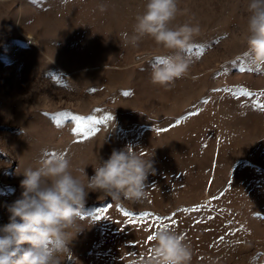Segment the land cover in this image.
I'll return each instance as SVG.
<instances>
[{
  "label": "rangeland",
  "instance_id": "rangeland-1",
  "mask_svg": "<svg viewBox=\"0 0 264 264\" xmlns=\"http://www.w3.org/2000/svg\"><path fill=\"white\" fill-rule=\"evenodd\" d=\"M247 2L179 0L174 24L198 22L201 32L188 73L165 88L134 57L170 50L147 38L121 46L146 0H0V226L22 194V173L43 156L63 152L87 183L76 168L91 177L98 159L130 146L153 164L148 197L90 192L78 221L86 228L63 264L147 259L155 243L147 237L162 225L185 235L192 264H264V111L255 106L264 103V68L245 55ZM74 116L84 133L73 132ZM121 210L153 216L129 223Z\"/></svg>",
  "mask_w": 264,
  "mask_h": 264
},
{
  "label": "clouds",
  "instance_id": "clouds-1",
  "mask_svg": "<svg viewBox=\"0 0 264 264\" xmlns=\"http://www.w3.org/2000/svg\"><path fill=\"white\" fill-rule=\"evenodd\" d=\"M179 0H146L144 11L136 15L132 33H122L123 45L139 48L145 38L157 48L173 54L137 55V62L151 68V81L171 87L183 78L192 63L188 55L201 28L198 22L174 24ZM101 12L104 4L98 5ZM245 55L256 69L264 68V0H248ZM195 17L193 16V20ZM142 71L145 69L142 68ZM94 174L87 183L73 175L70 160L63 152L43 156L36 168H26L20 198L7 206L8 222L0 226V264H63L69 244L86 227L78 221L90 192L114 201L122 198L139 202L148 197L146 180L154 172L151 159L126 146L114 149L108 159L92 165ZM91 191H88V190ZM155 243L147 259L134 264H192L193 250L184 234L161 227L153 233ZM22 245H28L21 249Z\"/></svg>",
  "mask_w": 264,
  "mask_h": 264
},
{
  "label": "snow or ice",
  "instance_id": "snow-or-ice-1",
  "mask_svg": "<svg viewBox=\"0 0 264 264\" xmlns=\"http://www.w3.org/2000/svg\"><path fill=\"white\" fill-rule=\"evenodd\" d=\"M189 51H191V48L189 49ZM240 70H241V71H244L245 69L242 67ZM248 70L251 71L252 69L249 68ZM257 70H258V69H257ZM214 91H220V90L217 89V90H214ZM225 91H228V89H225ZM241 93H242V95H244V96H253V93H251V92H249V91H246V90H243V89L241 90ZM123 95L128 96V95H130V93H129V92H124ZM261 95L264 96V93H261ZM203 103H208V100H207V99L204 100ZM255 106H256L257 108H259L261 111H264V103L257 102V104H256ZM197 114H198V113H190V115H197ZM83 119H84V118H82V117H80V116H74V117H72V120H74V121H75V124H76V127L73 128V132H74V133H84V131H85V125L81 123V121H82ZM110 120H112V116H111V115H108V116H105V117H104V120H103V121H101V120H92V121H90V123H91V124H102V123H104L105 121H110ZM177 123H179V121H177ZM57 126H60L58 122H57ZM93 134H95V129H92V130L88 133V135H93ZM54 154H55V153H53V155H54ZM196 210H197V209H191V211H196ZM121 211H122V213H123V215H124L125 217H129V223H132V222H139V221H144L145 219H147V218L153 216V214H151V213H142V214L139 215V217H138V219H137V218L134 217V214H133V213H130V212H128V211H124V210H121ZM185 211H188V210L185 209ZM106 212H107V209H100L96 215H93V219H94V220H99V219L103 218L104 213H106ZM173 215H175V214H173ZM162 219H168V220H171V217H169V218H161V217H159V216H156V217H155V220L158 221V222L161 221ZM168 226H169V225H162V227H168ZM222 239H223V238H222ZM147 240H148L149 242L154 241V236H153V234H150V235L147 237ZM149 251L151 252V249H150Z\"/></svg>",
  "mask_w": 264,
  "mask_h": 264
}]
</instances>
